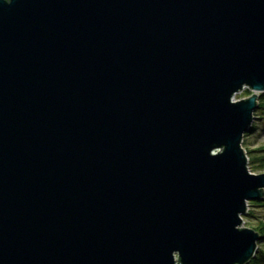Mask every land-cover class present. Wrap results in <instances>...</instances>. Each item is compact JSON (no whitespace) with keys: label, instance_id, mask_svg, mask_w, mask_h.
<instances>
[{"label":"water","instance_id":"95a60500","mask_svg":"<svg viewBox=\"0 0 264 264\" xmlns=\"http://www.w3.org/2000/svg\"><path fill=\"white\" fill-rule=\"evenodd\" d=\"M261 93L264 0H0V264L248 263Z\"/></svg>","mask_w":264,"mask_h":264},{"label":"rangeland","instance_id":"374dc122","mask_svg":"<svg viewBox=\"0 0 264 264\" xmlns=\"http://www.w3.org/2000/svg\"><path fill=\"white\" fill-rule=\"evenodd\" d=\"M250 94H251L250 89L243 88L242 90L234 94L233 98L236 101L238 99L247 98ZM257 113L258 115L254 114L256 118L252 123L256 125V129L246 134L243 137V141L241 145L246 151L247 150L252 151L251 154L253 155H262L264 154V112L258 111ZM248 166L249 169L254 173L264 172V167L260 168L258 163H253V164L249 163V159H248ZM250 203H252V201L248 202L247 212L242 215L241 226L255 229L257 225L264 222V204H262L261 200H259L255 204L254 203L250 204ZM257 246H258V251L261 250L264 252V239H259Z\"/></svg>","mask_w":264,"mask_h":264},{"label":"trees","instance_id":"16d2710c","mask_svg":"<svg viewBox=\"0 0 264 264\" xmlns=\"http://www.w3.org/2000/svg\"><path fill=\"white\" fill-rule=\"evenodd\" d=\"M247 90V89H246ZM258 111H262L264 112V93H261L259 95L258 98V106L257 109L255 110V115H258ZM256 129V125L252 124L249 131L247 133H245L243 135V137L252 132L253 130ZM252 151H246L247 155H248V159H249V163L253 164V163H258V165L260 166V168L264 167V154L262 155H253L251 154ZM257 168V167H256ZM253 170V169H252ZM258 201H252V203L250 204H255ZM262 204H264V199L261 200ZM258 204V203H257ZM255 230H257L260 233V239H264V222H262L261 224L257 225L255 227ZM246 264H264V252L263 251H257V253L255 254V256Z\"/></svg>","mask_w":264,"mask_h":264}]
</instances>
